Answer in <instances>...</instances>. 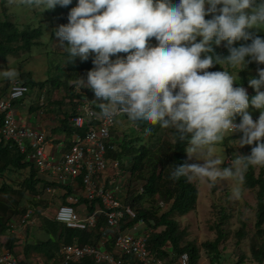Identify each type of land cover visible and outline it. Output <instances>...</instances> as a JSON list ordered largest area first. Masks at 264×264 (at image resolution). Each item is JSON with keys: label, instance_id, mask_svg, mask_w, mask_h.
I'll list each match as a JSON object with an SVG mask.
<instances>
[{"label": "trees", "instance_id": "1", "mask_svg": "<svg viewBox=\"0 0 264 264\" xmlns=\"http://www.w3.org/2000/svg\"><path fill=\"white\" fill-rule=\"evenodd\" d=\"M32 1L35 3L36 0ZM162 1L151 0L155 6L164 4L161 3ZM232 1L169 0L173 3L170 14L182 17L187 12L195 13L196 16L192 17L187 25L189 29H194L198 25L196 23L199 22L202 29L213 31L217 35L215 38L210 39L206 36L200 40L207 51V71L203 77L204 83L185 94H182L180 90L164 94L160 90L156 91L149 81L150 73L140 79L146 87L142 92L124 90L120 87L123 81L132 84L138 79L134 76V71L126 69L124 65H117V62L125 56L135 58L141 52L137 49L136 43L127 52L122 47L129 23L128 16L125 15L127 5L124 11L107 17L99 24H94V19L109 9L108 3L103 0H49V6L46 7V16L50 15L53 19L57 17L54 20L60 23V26L53 28L51 33L54 37L57 31H61L64 49L61 54L66 58L62 68L64 79L57 78L54 85L59 87L60 92L63 90L65 94L62 99L58 100L60 105H63L62 102H65L67 98L72 102L76 97L82 99L87 96L94 99L93 109L99 114L107 112L112 105L131 107L134 110L130 114L123 115L122 118L133 121L139 129L132 126L129 121L128 124L114 127L113 133L115 134H117L115 132L117 129L123 131L122 135H118L117 149L109 152L108 156L121 161L122 168L126 164L130 165L126 179L128 183L125 188L126 203L136 210L137 220L144 218L149 223L153 221L154 224L149 225L151 233L148 239V250L154 257L164 260H176L181 253L187 252L190 264H198L202 259L200 248L207 252L210 264H225L230 258V255L228 256L223 251L226 246L223 245V249L220 248V244L227 236L220 226L223 221L216 223L217 237L214 240H206L201 245L187 239L185 237L188 235L187 229H181V218L195 211L198 206L199 190L187 172L188 146L191 138L198 134L205 142L224 143L229 154L236 150L231 141L243 136L246 151L250 155L259 157L257 163L261 169L257 175L253 165L249 162L253 155L247 154L248 156L243 158L245 169L242 176L245 187L257 190L255 224L257 230L250 237L249 254L241 253L230 264H264V227H262L264 224V152L256 151L257 143H250V136H244L243 133L228 137L220 136L216 141H207L201 136L200 128L191 123L192 116L198 115L201 101L210 102L209 106H212L211 96H219L223 93L227 95L224 108L233 107L232 98L236 87L246 84L258 85L264 80V76L256 74L257 69H264V33H256L247 24L242 25L239 19L235 20L232 16L225 14L226 7ZM246 4L248 8L257 9L260 12L264 10V0H247ZM226 25L235 27L236 33L218 35ZM25 26L20 28L8 19L0 20V54L3 58H6L8 53H15L24 48L30 49L37 45L36 38L42 36L41 29L36 28L37 26L34 29ZM19 38L23 43L13 46L20 41ZM171 49V45L157 42L146 49V54L149 58H153L157 53ZM225 65L243 76L240 79L230 76L232 71L227 68L221 79L215 83L211 82L209 79L216 74L220 75ZM177 69L178 64L169 70L173 72ZM92 73H98L99 76L92 77L91 83L82 86V94L77 92L76 83L82 80L87 81V76H91ZM15 78H19L30 89L37 85L41 88L44 84L43 82L38 84L29 72L19 73ZM249 79L251 82L248 81ZM71 81H74L73 84ZM262 89L264 90V86ZM202 91L204 96L199 99L198 93ZM191 98L194 101L193 106H189L191 101L188 100ZM167 99L170 105L177 104L175 106L177 120L162 121L154 117L152 111H158L157 106L140 110L142 105L139 102L149 107L155 103L166 102ZM179 106L181 109L188 107L192 115L189 118H181ZM234 107H236V112L232 118L242 119V107L236 105ZM75 112L76 110L72 115ZM214 115L216 114H211V116ZM65 116L66 121L69 114ZM231 156L234 160L232 154ZM0 177L2 179L0 183V247L5 245L17 257V241L21 239L13 236L9 231L10 222L26 211L25 199L34 205L47 206V200L38 202L33 197L42 187L50 183L46 178L39 176L34 165L27 162L16 147H10V144L5 143L1 135ZM137 180L144 181L142 183L143 192H138L135 188L131 189L132 182ZM81 203H85L90 212L95 209L94 202L84 199ZM79 204L80 202L74 206L77 208ZM225 217L226 215L222 219ZM40 223L38 231L30 229L22 239V243L25 246L24 254L27 260L39 258L47 264L60 258L59 252L62 245L73 242L96 244L101 235H104L103 232L110 230L105 219H100L97 228L92 231L71 229L53 218H43ZM130 225L131 222L122 225V228ZM159 227L163 229L157 231ZM236 236V246H239L247 237V233L241 229ZM71 264L105 263H96L92 256H85Z\"/></svg>", "mask_w": 264, "mask_h": 264}, {"label": "rangeland", "instance_id": "2", "mask_svg": "<svg viewBox=\"0 0 264 264\" xmlns=\"http://www.w3.org/2000/svg\"><path fill=\"white\" fill-rule=\"evenodd\" d=\"M0 0V19H8L14 22L18 27H26L29 29L40 28L42 31V36L36 38L37 45L32 48L19 49L16 54L8 53L6 58L0 54V86L4 87L7 81L18 75L19 73L27 74L28 72L33 75L34 80L39 84L43 82L41 86L43 90V95L49 96V94H55L56 88L51 92V88L58 79H64L63 70L65 59L60 55L62 49V36L61 31H57L56 35L52 36V29L60 26V23L51 17L46 16V7L49 6V0H36L35 3L32 0ZM141 5L138 8L135 6ZM126 13L128 15L129 23L126 31V35L122 41V47L124 50L129 51L133 47V42L137 38V34L149 33L148 36L143 38H137L136 43L139 48H143L147 45H151L157 40L161 42H168L173 44L175 42V35L169 24H167V14L161 11L159 6L152 4L151 0H129L127 6L125 7ZM239 11L240 22H245L246 24L254 29L256 33H264V22L257 19L247 20V14L256 15L260 10L254 8H245L243 5H238V3H231L226 7V13L231 12L235 17ZM52 18V19H51ZM144 26L145 30L141 27ZM200 30V26L198 27ZM164 37V39H163ZM186 38V35H185ZM19 42L13 44L16 46L23 43L22 39L19 38ZM128 44L127 46H125ZM184 51V50H183ZM187 54L184 60L180 61L178 64V69L171 72H165L166 75L162 77V74L157 69L150 71L152 73L150 82L153 83L158 79H162L161 93L173 92L175 90H180L182 94L196 89V87L202 86L204 83L203 77L205 75V68L203 65L197 61L195 57H191L192 53ZM142 58H146L147 55H140ZM133 59L132 57H129ZM138 58H134L136 60ZM122 60L120 59L118 63L121 65ZM138 66L134 68V62H128V68H133L139 76H146L147 69L151 66L150 62L142 61L137 64ZM229 68L232 72L230 76L238 77L239 79L243 76L237 71L231 69L230 67L224 66L223 70L220 71V75L216 74L211 79V82L215 83L217 80L221 79L224 75V71ZM61 69L59 72H57ZM94 74V73H93ZM88 76L87 80L84 82L76 83V91L81 90L82 86L88 84L92 77L96 74ZM74 81H71L73 84ZM123 88L126 87L125 83L121 82ZM40 88V86H36ZM262 85L247 87L242 85L235 89L233 94L232 102L233 108L236 110V106H243L241 109L242 119H247L255 116L257 113L264 110V90ZM36 88H32L25 96V101H30L31 98L35 97ZM200 93V94H199ZM198 93L199 99L204 96L202 92ZM206 93V90H205ZM64 91L59 92L58 97H63ZM226 96L223 93L220 95H212L211 100H213L212 106L210 102L201 101L200 110L198 115L210 116L211 114L222 115L220 111L225 104ZM79 100V97L74 98ZM74 100V101H75ZM189 106H193L194 101L191 98ZM187 101V102H188ZM163 105H168V99L163 102ZM60 105V110H61ZM179 116H185L189 118L192 115L191 110L185 107L182 109L179 106ZM195 110V109H192ZM174 116V113H173ZM123 116L117 117L116 125H124L126 122ZM122 118V119H121ZM121 119V120H120ZM118 120H120L118 122ZM131 125L132 121L129 120ZM30 125V124H29ZM70 131V130H69ZM119 129H117L118 132ZM71 133V131H70ZM232 145L236 148L235 152L231 151L233 155V162L227 164V155L229 154L227 146L222 142L210 143L205 142L201 139L198 134L193 136L190 140L188 146V156H187V172L191 177L198 190V206L197 209L191 211L183 218H179L181 229H187L188 235L187 239L195 241L198 245H201L206 240H214L217 237V224H220L221 229L226 232V239L220 244V248L223 245L226 246L225 253L230 258L225 264H230L234 262L238 255L241 253H248L250 237L254 235L256 229V202L257 196L255 189H249L244 186V180L242 179L243 171L245 169L244 159L246 151L243 145V138L238 137L233 139ZM48 152V148L46 149ZM237 153V155H236ZM242 154V157H241ZM240 157V158H239ZM258 157L252 156L249 162L254 166L256 175L259 173L261 167L257 163ZM124 168L128 171L130 165H124ZM143 180H137L132 182L137 188H141ZM55 206V205H54ZM81 203L77 206L78 211H80ZM54 210H47L46 215L51 217ZM226 215L225 218L222 217ZM264 227V224L263 226ZM163 227H159L157 231L162 230ZM243 229V232L247 233V237L244 238L239 246H236L237 232ZM201 249L202 259L199 261L203 264H210V259L208 257L205 249ZM247 254V255H248ZM249 257V256H248Z\"/></svg>", "mask_w": 264, "mask_h": 264}, {"label": "built area", "instance_id": "3", "mask_svg": "<svg viewBox=\"0 0 264 264\" xmlns=\"http://www.w3.org/2000/svg\"><path fill=\"white\" fill-rule=\"evenodd\" d=\"M140 87V83L134 85V88ZM27 91L26 85L15 81L8 95L0 99V134L10 147H17L25 160L31 162L51 185L42 190L43 195L35 196L38 200L47 196L49 206L28 207L22 218L12 223L14 231L17 226L27 227L37 223L39 213L44 214L50 209L54 210L53 219L71 229L92 231L97 228L100 219H105L110 229L106 235L113 239V249H106V235L99 238L96 244H64L60 249V258L50 264H71L85 256H92L96 263L105 264H190L187 252L181 253L176 260L151 255L147 245L151 233L149 225L154 223L144 218L137 220L136 210L126 203V192L121 188L124 182L116 178L121 174L126 181L121 162L108 156L109 152L117 149V138L112 134V129L117 116L130 113L131 109L112 107L99 114L85 99L77 113L70 118L71 127L75 129L71 146L55 156L45 150L46 133L16 116L13 101ZM160 115L165 119L171 114L162 110ZM195 121L207 141H215L227 133L245 129L253 131L255 138L264 143V115L257 118L253 126L221 117H196ZM112 168L113 172H109ZM143 190L142 186L140 192ZM84 199L94 202L93 211H88L85 203V209L80 211L74 206ZM129 222L131 225L123 229L122 225ZM0 264L47 263L42 259L21 261L9 249L3 248L0 250Z\"/></svg>", "mask_w": 264, "mask_h": 264}, {"label": "clouds", "instance_id": "4", "mask_svg": "<svg viewBox=\"0 0 264 264\" xmlns=\"http://www.w3.org/2000/svg\"><path fill=\"white\" fill-rule=\"evenodd\" d=\"M104 2H107L108 3V5H109V9H108V11L107 12H105L104 14H101L100 16H98V17H96L95 19H94V24H99V23H101V22H103L107 17H109V16H111V15H114V14H118V13H120V12H122V11H124V7H125V5H127L126 3H128L129 2V0H128V2H125V0H103ZM4 3L6 2L5 0L3 1ZM234 2H236V3H238V5H243L245 8H248L247 7V4H246V2H247V0H233L232 1V3H234ZM161 3H164V4H159V7L161 8V11L163 12V13H166L167 14V20H166V22H167V24H169L170 26H171V28H172V30H173V34L175 35V42L173 43V44H169L168 42H161V41H159V40H157L156 42H154V43H152L151 45H147V46H145V47H143V48H139V46H138V44L136 43V39L137 38H143V37H146V36H148L149 35V33L147 32V31H145V33H141V34H137V38L134 40V42H133V44H137V49L138 50H140L141 52H140V54L137 56V57H135V58H138V59H136V60H133L134 59V57H132V56H130V57H132L133 59H131V58H129V57H127V56H125V57H122V64L121 65H124L125 67H126V69H128V70H130V71H134V76L138 79V80H136V81H134L132 84H129L128 82H126V81H123V84L125 83V85H126V87L125 88H123L122 87V85H120V87H122L124 90H127V89H129V90H131V91H135V92H142V91H144L145 89H146V87H145V85H144V82L142 81V80H140L141 78H143L142 76H139L137 73H136V71L133 69V68H128V66H127V63L128 62H134V68H136L138 65V63H140V62H142V61H148V62H150V64H151V66L147 69V73L149 72V71H152V70H154V69H157L159 72H160V74H162V77L163 76H165L166 75V73L165 72H167L166 70H169L171 67H173L174 65H176V64H179L180 63V59L181 58H184L187 54H190L189 52H191L192 53V55H191V57L193 56V57H195L196 59H197V61H199L202 65H203V68H205V73H206V71H207V68H206V53H207V51H206V49H204L205 47L200 43V40L202 39V37H208V38H215V37H217V35H216V33L215 32H213V31H208V30H205V29H202V27H200V30H198V27L200 26V24H199V22H197L196 24H198L194 29H189L188 27H187V25H188V23H189V21H190V19L192 18V17H194V16H196L195 15V13H192V14H190V13H185L182 17H178V16H175V15H173V14H170L169 13V11H170V9H172V4L173 3H170L169 2V0H163ZM230 5V4H229ZM141 6V5H140ZM140 6H138V4L135 6V8H138V7H140ZM225 14H227L228 16H232L235 20H240L241 18H240V16H239V11H238V13H237V15L234 17L233 16V14L231 13V12H229V13H226V9H225ZM125 15L126 16H128L127 15V13H125ZM6 19V18H5ZM5 19H0V20H5ZM247 20H249V19H257V20H261V21H263L264 20V10L263 11H261V12H259L258 14H256V15H251V14H247V18H246ZM14 23V22H13ZM242 25H245L246 24V21L245 22H240ZM20 28H23V27H21V26H19ZM143 29L145 28L144 26H141ZM179 28V29H178ZM145 30V29H144ZM236 33V28L235 27H231V26H224L220 31H219V34L218 35H227V34H230V35H233V34H235ZM185 35H186V38H185ZM164 39V38H163ZM157 42H159V43H161V44H169V45H171L172 46V49L171 50H164V51H162V52H160V53H157L153 58H149L148 57V55L146 54V49L149 47V46H152L153 44H155V43H157ZM73 45H74V43H72ZM128 44H126V42H125V46H127ZM135 46V45H134ZM200 46H201V50H199L200 49ZM62 47V49H63V46H61ZM64 50V49H63ZM62 50V51H63ZM184 50V51H183ZM199 50V51H198ZM62 51L60 52V55L63 57V55L61 54L62 53ZM126 51V50H125ZM127 52V51H126ZM10 54H12V53H10ZM14 54H16V52L14 53ZM140 55H147V57L144 59V58H142V57H140ZM186 58V57H185ZM184 58V59H185ZM63 59H65L66 60V58H64L63 57ZM120 60V59H119ZM117 65H120L118 62H117ZM223 70V69H222ZM225 72H226V70L224 71V75H225ZM256 74H258L259 76H264V69H262V68H260V69H257L256 70ZM16 76H13V77H11L8 81H9V90H10V88H11V86L13 85V83L15 82V81H18V82H20V83H22V84H24V85H26L27 87H28V91L24 94V96H22L21 98H19V99H16L15 101H13V106H14V103L16 102V101H18V100H24V98H25V96L27 95V93L31 90L30 89V87L27 85V84H25V83H23L19 78H15ZM8 81H7V83H6V85L4 86L5 88H6V86L8 85ZM11 81V82H10ZM249 82H251V80L249 79L248 80ZM136 83H140V85H141V87L140 88H134V85L136 84ZM151 83V82H150ZM162 83H163V80L162 79H158V80H156V81H154L153 83H151L152 85H153V87H155V89H156V91H161V87H162ZM260 85H262V86H264V80H263V82L261 83V84H258V85H250V84H246L245 86H247V87H253V88H255V86H259V88H258V90L260 89ZM240 87V86H239ZM35 88H37V87H35ZM238 87H236V89H237ZM9 90H8V92L6 93V95H5V97L8 95V93H9ZM77 92H79V93H83V92H81V90H79V91H77ZM235 92V91H234ZM5 97H3V98H5ZM3 98H0V99H3ZM88 100L91 104H92V107H93V105H94V99H91V98H89V97H87V96H85L84 98H80L79 100H77V102H78V107L80 106V105H82V103H83V101L84 100ZM146 99V98H145ZM43 100V99H42ZM142 106H141V108H140V110H147V109H149V108H153V107H158V111H152V115L154 116V117H158L159 119H161L162 121H167V120H171V121H174V120H177V117H176V115H175V106L177 105V104H175V105H173V104H169L168 103V105H163V103H155V104H152L151 106H149V107H147V106H145L142 102H139ZM139 103H137V104H139ZM40 105H42V103L40 104ZM78 107H77V109H76V112L73 114V115H75L76 113H77V111H78ZM112 107H116V108H122V107H117L116 105H112ZM111 107V108H112ZM15 108V107H14ZM110 108V109H111ZM125 108V107H124ZM128 108H130L131 109V112L130 113H132L134 110L131 108V107H128ZM242 108H243V106H242ZM109 109V110H110ZM162 110H167V111H169L170 112V116L168 117V118H165V119H162L161 118V112H162ZM223 114L222 115H218V114H216V115H214V116H205V117H200V116H198V115H195V116H192V121H191V123H193V124H196L198 127H199V125L197 124V121H195V118L196 117H198V118H203V119H208V118H212V117H221V118H224V119H228L229 121H237V122H241V123H248V124H250V125H254V122L256 121V119L257 118H259V117H261L262 115H264V110H262V112H260L259 114H257V115H255V116H253V117H251V118H247V119H239V120H235V119H233L232 117H233V114H235V110H234V108L233 107H229V108H224V104H223V107H222V110H220ZM130 113H127V114H130ZM173 113H174V116H173ZM72 114L69 116V118H68V129L69 130H71V135L73 136V133H74V131H75V129H73L72 127H71V122H70V118H71V116H73ZM123 115H126V114H121V115H119V116H123ZM118 117V116H117ZM181 118H185V116H181ZM121 120V119H120ZM120 120H118V122L120 121ZM128 121L129 120H127L126 119V122L124 123V124H128ZM116 122H117V118H116ZM133 122V121H132ZM117 124V123H116ZM115 124V128H116V125ZM131 124V123H130ZM132 126H134L136 129H139V127L135 124V123H133L132 124ZM113 127V128H114ZM200 128V127H199ZM256 129H259V128H257L256 127ZM120 131H118L117 132V134H115V133H113V129H112V134L117 138V141H118V135H122V131L123 130H121V129H119ZM201 130V129H200ZM202 133V132H201ZM240 133H243V135L244 136H250V138L249 139H252V140H254L255 142H258V143H260L261 145H263V150H261V152L260 153H263L264 152V143H262L260 140H257L256 138H255V133L253 132V131H251V130H239V131H237V132H233V133H227V134H225V135H223V136H230V135H237V134H240ZM1 135V134H0ZM201 136L202 137H204L202 134H201ZM1 138H2V136H1ZM2 140H4L3 138H2ZM206 140V139H205ZM46 141H47V139H46ZM216 141V140H215ZM4 142L5 143H7L5 140H4ZM72 142H73V139H72ZM8 144V143H7ZM117 144H118V142H117ZM9 145V144H8ZM47 146V145H46ZM15 147V146H14ZM17 148V147H16ZM18 149V148H17ZM69 149V148H68ZM46 150V149H45ZM228 159H231V156H229L228 157ZM121 162V161H120ZM123 166H122V163H121V168H122ZM122 171L124 172V174H125V176H126V179L128 178V172H127V170L126 169H124V168H122ZM39 174V173H38ZM39 176L40 177H42L43 178V176L42 175H40L39 174ZM125 178V177H124ZM1 181H2V179H1V177H0V183H1ZM128 183V182H127ZM51 185V184H50ZM46 187V186H45ZM45 187H42L40 190H39V192H37L35 195H34V197L33 198H35V196L37 195V194H42L43 195V189L45 188ZM126 187V186H125ZM36 199V198H35ZM43 200H47V206H42L41 204H39V205H34L32 202L30 203L29 201H26V199L24 200V205L26 206V211H27V209H28V207H48L49 206V200L47 199V196H45L43 199H41V200H38V199H36V201H43ZM161 201V200H160ZM159 201V202H160ZM25 211V212H26ZM25 212L18 218V217H16V218H13L12 220H11V222H10V227H11V229H9V231L12 233V231L14 232V234H15V237H18V238H20L21 237V234H22V237L20 238L21 239V241H22V239L25 237V234L31 229V231H38V227H40V225H41V223H40V221H41V219H43V218H52V216L51 217H49L48 215H46L45 213L44 214H42V213H39V220H38V222L36 223H34V224H32V225H29V226H27V227H24V226H17L16 228L17 229H15V231H18L17 233L14 231V229L12 228V223L13 222H15V221H19L21 218H22V216L25 214ZM55 220V219H54ZM58 222V221H57ZM60 223V222H59ZM17 235H19V236H17ZM5 241V240H4ZM18 241H20V240H18ZM18 241H17V245H18ZM106 245H107V243H106ZM63 246V245H62ZM9 249L8 247H6L5 245H2L1 247H0V250H2V249ZM61 249V248H60ZM10 250V249H9ZM109 250H111V249H109ZM10 252H12L11 250H10ZM60 253V252H59ZM12 254H13V252H12ZM14 255V254H13ZM16 257V256H15ZM18 258V257H17ZM19 259V258H18ZM33 259H39V258H33ZM32 259V260H33ZM21 261H25V260H21ZM27 261H29V260H27Z\"/></svg>", "mask_w": 264, "mask_h": 264}, {"label": "crops", "instance_id": "5", "mask_svg": "<svg viewBox=\"0 0 264 264\" xmlns=\"http://www.w3.org/2000/svg\"><path fill=\"white\" fill-rule=\"evenodd\" d=\"M149 73H150V77H151L152 73L150 71L146 74H149ZM94 74H96L97 77L99 76L98 73H94ZM87 78H88V76H87ZM151 79H152V77H151ZM91 81L88 82V84L91 83ZM81 82H84V80H82ZM55 88H56L55 94L51 93V94H49V96L43 95L44 92L42 89H44V88H36L35 89L36 93H35L34 98L32 97L31 100L28 102L20 99L14 103V107L16 110V116L18 118L22 119L24 123L30 124L34 128L43 130L46 133V139H47L46 149L48 148V150H49L48 153L55 155V156H59L71 146L72 139H73V136L71 135L69 129L67 128L69 122H68V120L65 121V117H66L65 115L69 114V116H70L77 109L79 104H78L77 100L74 99L75 101L71 102L70 99L67 98L65 100V102H62L64 104L61 105L62 107L60 110V103L58 102V100L62 99V97L61 98L58 97V94L60 92L58 89L59 87H56V86L52 87L51 92H53V90ZM8 90H9V81H8V85L6 86V88L0 86V98L5 97ZM41 103H42V105H40ZM259 113H257V114H259ZM241 137L243 138V145H244V137L243 136H241ZM249 142L253 143L255 141L252 139H249ZM255 143H257L256 151L259 150L258 152L260 153L261 150H263V148H262L263 145H261L258 142H255ZM244 147H245V145H244ZM245 149H247V148L245 147ZM244 153H245V156L247 154L249 156L253 155V154L250 155V153L248 151H242V154H244ZM242 154H241V157H242ZM229 156H231V154H228V156L226 157L227 160H225V162L227 164H230L233 161L232 156H231V159H228ZM109 170H110L109 172H113L112 171L113 168L109 169ZM254 170H255V168H254ZM116 178L120 182H122V181L124 182L121 184L122 185L121 188H123L125 190V188H126L125 186L127 185V180L125 181V178L122 177L121 174L119 176H117ZM133 184H132L131 189L135 188V189H137L138 192H140V188H137V186L133 185ZM124 192H126V191H124ZM124 192H123V194H124ZM83 209H85V206H84V204L81 203L80 210H83ZM108 232L109 231L103 232L104 235H101V237L103 236V238H105V235ZM11 234L13 236H15L13 231ZM17 236H19V235H17ZM21 237H22V234H21ZM106 237H107L106 241L111 242V243L107 242V245H105L106 249H113V239L111 237H108L107 235H106ZM24 248H25V246L23 245L22 241L21 240L18 241L17 257L20 260L27 261L25 254H24V250H25ZM129 258L132 260V257H129ZM198 264H203V263L199 262Z\"/></svg>", "mask_w": 264, "mask_h": 264}]
</instances>
